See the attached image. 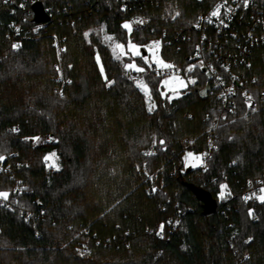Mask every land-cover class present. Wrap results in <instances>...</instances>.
I'll return each mask as SVG.
<instances>
[{
	"label": "trees",
	"instance_id": "obj_1",
	"mask_svg": "<svg viewBox=\"0 0 264 264\" xmlns=\"http://www.w3.org/2000/svg\"><path fill=\"white\" fill-rule=\"evenodd\" d=\"M38 1L50 17L47 26L38 38H24L12 49L10 23L21 13L0 0V156L21 179L13 195L15 178L0 172V191L9 192L14 203L0 205V264H264V202L240 197L247 177L264 175V103L249 112L238 99L237 111L220 123L213 169L226 170L237 196L228 201L226 215L218 201L216 211L206 214L198 192L217 199L219 188L208 182L212 170L183 171L180 145L192 135L203 148L207 116L216 115L215 99L201 93L203 71L194 70L199 81L175 98L162 94L163 76L150 68L140 72L150 89V108L126 76L128 69L90 30L105 25L123 45L129 39L141 45L162 40L161 55L185 67L189 44L182 41L179 49L166 40L212 0H149L142 12L153 17L155 31L130 33L123 26L128 14L117 0ZM165 9L179 15L171 20ZM35 17L34 11L29 21L37 22ZM53 35L65 46L64 96L54 91ZM38 135L52 141L29 142ZM153 141L154 152L147 155ZM52 151L59 168L46 165ZM180 209V226L170 239L159 238V225Z\"/></svg>",
	"mask_w": 264,
	"mask_h": 264
},
{
	"label": "built area",
	"instance_id": "obj_2",
	"mask_svg": "<svg viewBox=\"0 0 264 264\" xmlns=\"http://www.w3.org/2000/svg\"><path fill=\"white\" fill-rule=\"evenodd\" d=\"M2 1L14 9H19L21 13L18 19H14L10 23L8 37L12 49L14 44L20 47L24 38L41 36L48 23L29 21L34 13L32 5L38 0ZM117 1L122 11L127 12L128 16L125 20L131 23L132 30L146 28L155 31L153 17L142 12L149 0ZM218 5L220 6L219 15L212 16L211 13L216 10ZM52 9L53 6H50L49 10ZM226 9H231V11L226 13ZM176 13H179L177 9H165L164 16L174 20L178 16ZM53 37L56 50L61 55L65 50L63 39L57 35H53ZM182 41L187 42L192 49L188 55V64L185 67L167 59H164L165 63L162 65L152 63L148 67L153 73L163 77L179 75L190 66H195L192 70L203 71L204 83L207 84V87L205 90H201V93L203 96L215 99L213 108L216 115L207 116L210 127L203 148L198 149V139L192 135H185L181 139L183 171L188 168L198 169L202 172L212 170L208 182L219 188L216 202L218 201L220 205H223L221 211L226 215L228 201L230 198H235L237 193L228 179L226 170L214 171L213 169L216 152L219 148L217 129L223 120L237 111L239 100L249 112L257 111L260 104L264 103V81L260 80L261 74H264V0H247L246 5L245 0H212L206 9L197 14L184 31L167 39L166 43H178L180 49L182 46L180 42ZM165 64L171 65V67L165 68ZM56 67L59 74L57 76L58 84L54 91L64 96L65 83L69 81L64 77L61 60L57 62ZM125 73L134 83L141 81L140 72L128 69ZM188 116L191 115L188 114ZM46 137L45 141L36 142V144L52 141L50 137ZM34 138L31 137L29 140L34 142ZM154 147L155 141L145 153L147 155L152 154ZM188 152H192L198 158L195 165H186L185 156ZM1 171L8 172L13 178L15 177L13 169L0 161ZM20 184L21 179L15 178V184L12 188L13 195L19 192ZM221 185L227 186L224 189V198L220 197ZM261 189H264V175L247 177L242 182L240 197L246 203L260 200L257 197L262 195ZM148 192L152 194L153 189H149ZM0 205L12 207L13 203L9 197L7 200L0 198ZM184 215L185 210L180 209L175 217L162 222L156 231L157 236L170 239L171 234L180 226ZM109 242L108 240L107 243ZM83 245V251L89 252L88 246L85 243ZM244 258L250 259L251 254L246 253Z\"/></svg>",
	"mask_w": 264,
	"mask_h": 264
},
{
	"label": "rangeland",
	"instance_id": "obj_3",
	"mask_svg": "<svg viewBox=\"0 0 264 264\" xmlns=\"http://www.w3.org/2000/svg\"><path fill=\"white\" fill-rule=\"evenodd\" d=\"M125 24H128L130 26L129 28H126V30L130 33L132 31L131 23L128 20H124L123 26ZM90 30H94L96 34L100 35L102 43L104 45H106L107 48L109 49V51L112 52L116 56L121 67L123 68V70L127 69L125 67L126 64H134L135 67L143 68L144 69L143 72H146V71H148V68H149L147 65H151L152 63L162 65L165 63L164 62L165 58L161 55L162 40H151V41L147 42L145 45H141L140 43L134 42V41L129 39L128 44L123 45L122 43L116 42L113 39L112 35L107 30L105 25H102V24L95 25ZM108 37H111L112 39L109 40ZM129 42L132 45H135L136 48L130 49L129 48ZM117 44L123 45V48H121V49L116 48ZM143 47H145V49H146V54H143V52H142ZM56 52H57V50H56ZM60 57H61V55H59V53L57 52V60L58 61L59 60L62 61V59ZM125 57H126V59H124ZM138 57L143 58V59H141L140 62L143 63V61H144L146 63L147 67H143V65L145 63L143 65H141V63L138 62V60H137ZM135 67L132 68L131 70L136 71ZM62 69H63V66H62ZM188 69H189V67L186 68L185 71L179 75L163 77V79L161 80L162 94L163 95H169L170 98H175V97H178L179 95H181L183 89L189 87L190 85H193L194 84V83H192L193 80L196 83L198 81V79H200L199 74L196 73L194 70L188 71ZM137 72H140V71H137ZM58 74H59V71H58ZM165 81H166V83H165ZM136 84L142 85L139 87L144 92V94L147 98V103H148L149 107L152 108L153 102L151 100V93H150V89H149L148 85L145 82H143L142 79H141V81H139ZM206 87H207V84L203 82L201 84V90H205ZM37 137L39 138L38 140L35 139ZM35 138H34L35 139L34 142L33 141H29V142L36 145V142L39 143V142L45 141V139H47V137L43 136V135H38ZM189 153H191L192 155L189 156ZM45 157H49L48 160H45L46 165L48 167L59 168V160H58V156H57L55 151L48 153ZM185 159H186V165H188V166L195 165L198 162V158L192 152H188L185 156ZM14 178L20 179L16 175ZM4 192H7V191H4ZM261 196H264V192L262 193ZM12 203H13V201H12Z\"/></svg>",
	"mask_w": 264,
	"mask_h": 264
},
{
	"label": "snow or ice",
	"instance_id": "obj_4",
	"mask_svg": "<svg viewBox=\"0 0 264 264\" xmlns=\"http://www.w3.org/2000/svg\"><path fill=\"white\" fill-rule=\"evenodd\" d=\"M246 2H247V0H245V5H246ZM230 11H231V9H226V13H227V12H230ZM219 13H220V6L218 5V6L216 7V10L213 11V12L211 13V15H212V16H218ZM176 15H179V13H176ZM209 22H211V20H209ZM221 23H223V21H221ZM124 27H125V28H129L130 26H129L128 24H125ZM85 35L87 36L88 34L85 33ZM108 39L111 40L112 38H111V37H108ZM18 47H19V45H17V44H14V45H13V49H17ZM116 48L121 49V48H123V45L117 44V45H116ZM129 48H130V49H135L136 46H135V45H132V44L129 42ZM97 59H99V58L97 57ZM125 67H126L127 69H132V68L135 67V65H134V64H126ZM164 67H165V68H168V67H171V65H167V64H165ZM194 67H195V66H190L189 69H188V71H192V69H193ZM135 70H136V71H140V72H143V71H144V69H143V68H140V67H135ZM165 83H166V81H165ZM192 83H195V81L193 80ZM138 86H142V85H138ZM145 87H146V86H145ZM230 91H231V90H230ZM249 99H250V97H249ZM249 106H251V105H249ZM149 110L151 111V109H149ZM13 131H15V129H13ZM35 139L38 140L39 138L37 137V138H35ZM161 143H163V141H161ZM191 155H192V154L189 153V156H191ZM4 159H5L4 156H0V161H3ZM48 159H49V157H45V160H48ZM226 187H227L226 185H221V192H220V197H221V198H224V189H225ZM261 192H264V189H261ZM9 195H10V193H8V192L0 191V198H2V199H4V200H7L8 197H9ZM257 198L260 199L262 202H264V196H260V197H257ZM246 199H247V198H246ZM251 214H252V213H251V211H250V212H249V215H251ZM161 227H163V226H161ZM249 239H251V238H249ZM247 242H248V241H246V243H247Z\"/></svg>",
	"mask_w": 264,
	"mask_h": 264
},
{
	"label": "water",
	"instance_id": "obj_5",
	"mask_svg": "<svg viewBox=\"0 0 264 264\" xmlns=\"http://www.w3.org/2000/svg\"><path fill=\"white\" fill-rule=\"evenodd\" d=\"M33 10L36 13L35 19L37 22H44L49 20L50 17L46 14L43 3L41 1H36L33 4ZM198 193L201 199L204 201L205 213L210 214L215 212L217 209V202L212 193L203 189H200Z\"/></svg>",
	"mask_w": 264,
	"mask_h": 264
}]
</instances>
